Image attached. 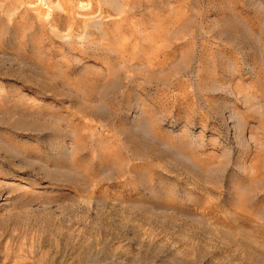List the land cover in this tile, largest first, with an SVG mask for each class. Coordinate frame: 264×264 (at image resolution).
<instances>
[{
	"label": "rangeland",
	"instance_id": "374dc122",
	"mask_svg": "<svg viewBox=\"0 0 264 264\" xmlns=\"http://www.w3.org/2000/svg\"><path fill=\"white\" fill-rule=\"evenodd\" d=\"M0 264H264V0H0Z\"/></svg>",
	"mask_w": 264,
	"mask_h": 264
}]
</instances>
